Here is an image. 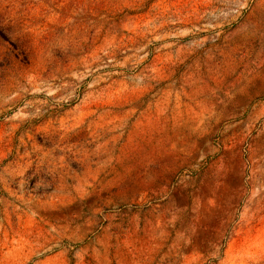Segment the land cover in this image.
<instances>
[{
    "label": "rangeland",
    "instance_id": "374dc122",
    "mask_svg": "<svg viewBox=\"0 0 264 264\" xmlns=\"http://www.w3.org/2000/svg\"><path fill=\"white\" fill-rule=\"evenodd\" d=\"M0 264H264V0H0Z\"/></svg>",
    "mask_w": 264,
    "mask_h": 264
}]
</instances>
